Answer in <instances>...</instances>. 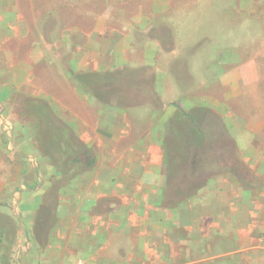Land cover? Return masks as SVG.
Listing matches in <instances>:
<instances>
[{
	"label": "crops",
	"instance_id": "1",
	"mask_svg": "<svg viewBox=\"0 0 264 264\" xmlns=\"http://www.w3.org/2000/svg\"><path fill=\"white\" fill-rule=\"evenodd\" d=\"M237 1L243 17H264L261 0ZM142 2L134 18L147 23H116L109 4L107 23H68L58 12L60 23L2 28L0 198L27 186L33 216L56 199V224L44 237L31 228L26 263L264 264V67L238 64L237 82L224 79L220 100L238 108L214 113L227 135L212 136L181 113L183 98L193 104L196 95L174 89L179 56L196 55L173 36L187 23L174 22L200 0ZM158 24L171 25L160 29L172 31L168 48L149 38ZM259 44L241 46L252 57L264 55ZM148 67L156 79H145Z\"/></svg>",
	"mask_w": 264,
	"mask_h": 264
},
{
	"label": "rangeland",
	"instance_id": "2",
	"mask_svg": "<svg viewBox=\"0 0 264 264\" xmlns=\"http://www.w3.org/2000/svg\"><path fill=\"white\" fill-rule=\"evenodd\" d=\"M73 1L76 2V0H0V34L3 27L12 33L13 25L7 23H46V21L47 23H60V16L56 14L58 12L67 18L68 23H76L77 21L78 23H107L104 22L103 16L108 14L109 4L116 6L117 12L113 14L109 12L113 16V20H117L116 23H141L140 21L147 23L144 20L136 21L134 18L136 15H140V11L136 10V7H141L143 0H79V7H83L81 12L80 8L77 12V7L74 6ZM219 1L200 0L201 6L195 8V11L191 13L188 6H185L184 9L187 12H180L175 19L174 23L180 25L187 23L186 26H176L174 28L173 36H177L175 38L179 40L176 42L181 44V47L189 49L194 47L195 50L192 55L196 54L191 57L179 56L180 63L182 64L185 59L188 60L189 58L198 63L190 64L189 71L188 66L180 64L181 70L176 72L179 75L178 81L176 80L178 83H175L176 87L174 86V89L180 90L181 88L182 96L191 90L193 95H196L197 103L192 104V100L184 97L179 105L180 110L193 117L197 115L198 120L196 122L202 130L207 129L212 136L224 138L227 135L226 125L223 120L216 118L214 113L228 112L229 110L237 111L238 103L231 102L229 107V104L220 100L222 92L228 90L223 82L224 79L226 81V78L237 82V70L244 68V66L239 68L238 64L256 63L257 68H259L258 66L260 68L264 67V55L251 57L249 53L251 50L246 51V48L241 46L252 41V39L259 44L256 41L257 38H261V44L259 45L264 46L262 45L264 44V26L261 24L264 23V17L259 15L258 19H254L247 16V14L243 17L236 11L239 6L237 0H221L220 5L218 4ZM261 1L264 5V0ZM45 2L46 9L49 8L51 11L45 10ZM30 6L33 8L37 6L36 10H29ZM125 6L128 7V10L119 11L124 9ZM130 8H133V10ZM203 8H207L206 11ZM173 21L170 17V22L173 23ZM154 23L163 22L156 19ZM164 25L165 27L169 26L171 29L169 24H158L148 34L149 38L154 40L153 43L159 40L165 48H168L172 43V31L160 30ZM189 34H191V39H188ZM227 46H233L235 50L230 49L227 53L224 50ZM238 46H241V48L238 49ZM0 66H2V63ZM175 68L176 66L170 68L171 70L169 69L170 75ZM152 69L150 67L146 68L145 79L149 80L154 77L156 79L154 68ZM123 73H119L117 81L124 79L125 74ZM95 79L100 80L101 77ZM240 80H242V77L238 82ZM232 84L236 85V83ZM185 87H188L187 92ZM170 89L173 90L171 87ZM259 89L264 93L263 80L259 85ZM23 91L25 92V90ZM205 95L218 96L217 103L205 104L203 99L206 97ZM225 101L227 102V100ZM24 104L27 105V101ZM257 108L258 106L255 103L251 105L253 112ZM182 111L181 113L184 115ZM6 112V106L0 104V116H6ZM207 113L214 116L210 118V116L205 115ZM200 117L202 119H199ZM3 126L0 123V128H3ZM180 126L186 129L188 126L187 121L182 120ZM181 147L183 148L182 142ZM179 170V177L184 179V176L186 177L185 169L180 168ZM21 191L18 190L13 199L11 197L9 199L0 198V264H27L28 254H31L30 251L32 250V247H28L30 245L28 242L31 228L33 227L44 237L45 230L56 224V199L54 194L51 195V198H47L45 202L43 201L44 205L38 214L33 216L29 209L35 206L32 195L29 193L27 186L22 185Z\"/></svg>",
	"mask_w": 264,
	"mask_h": 264
},
{
	"label": "trees",
	"instance_id": "3",
	"mask_svg": "<svg viewBox=\"0 0 264 264\" xmlns=\"http://www.w3.org/2000/svg\"><path fill=\"white\" fill-rule=\"evenodd\" d=\"M182 111V110H181ZM183 112V111H182ZM183 114L185 115V116H191L192 118H194L192 115H190V114H186L185 112H183Z\"/></svg>",
	"mask_w": 264,
	"mask_h": 264
},
{
	"label": "built area",
	"instance_id": "4",
	"mask_svg": "<svg viewBox=\"0 0 264 264\" xmlns=\"http://www.w3.org/2000/svg\"><path fill=\"white\" fill-rule=\"evenodd\" d=\"M1 120H2V118H1V116H0V123L6 125V123H4V121L2 122Z\"/></svg>",
	"mask_w": 264,
	"mask_h": 264
}]
</instances>
